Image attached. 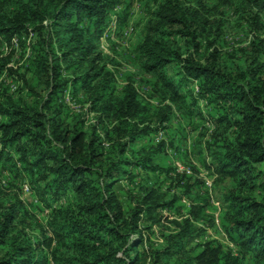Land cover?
Returning <instances> with one entry per match:
<instances>
[{"label":"trees","instance_id":"obj_1","mask_svg":"<svg viewBox=\"0 0 264 264\" xmlns=\"http://www.w3.org/2000/svg\"><path fill=\"white\" fill-rule=\"evenodd\" d=\"M190 1L155 0L135 47L160 99L154 107L131 76L117 91L97 50L109 12L126 0H0V76L10 62L3 45L36 34L27 69L33 83L0 100V168L13 180L26 177L46 207L68 199L33 244L19 231L20 202L0 198V264H264V0ZM227 7L249 13L255 35L232 51L216 45V13ZM189 83L199 98L185 90ZM68 92L78 104L90 101L95 123L70 109ZM167 101L191 119L193 132L205 129L192 154L213 176L218 223L206 213L215 206L205 183L173 167L175 138L157 140L173 118ZM200 101L207 119L194 110ZM153 174L171 182L166 190L137 184ZM121 180L141 195L131 191L122 203L114 192ZM195 221L220 228L230 245L198 243ZM154 227L161 243L151 238Z\"/></svg>","mask_w":264,"mask_h":264},{"label":"rangeland","instance_id":"obj_2","mask_svg":"<svg viewBox=\"0 0 264 264\" xmlns=\"http://www.w3.org/2000/svg\"><path fill=\"white\" fill-rule=\"evenodd\" d=\"M155 0H126L124 4L117 5L112 11L109 12L108 24L105 26L103 34L96 42L97 50L103 54L107 59V67L115 75V81L117 91H120L127 83L128 77L133 78V84L136 87L138 93L142 95L144 100L155 106H159V98L155 97L152 92V79L146 76L139 67L135 59V47L143 37L145 27L152 18V10L155 6ZM187 7H192L195 2L190 0H184ZM221 11L223 13H221ZM215 21L216 25L221 23V35H218L217 48L232 51V49H238L246 46L252 41L254 32L249 26V21L244 19L248 17L249 13L240 12L237 9L223 8L220 12L216 13ZM52 23L45 22V26L48 27ZM214 30H211V41H215L217 37ZM26 37V36H25ZM23 39H15L11 44H4L2 48L3 55L10 59V62L0 76V91L1 101H5L6 97L17 98L23 95L27 90V84L33 83L32 74L28 69L32 56L33 46L36 34L31 30L28 37ZM264 39V35H262ZM264 60V56H263ZM12 69L13 71H9ZM27 82V84H26ZM185 90L191 91L193 97L199 98V90L196 85L188 84ZM153 96V97H152ZM65 103L71 110L76 113H83L89 119L92 124L95 123V114L90 111V101L84 105L76 103L72 100L71 94L68 92L65 98ZM165 104L172 107L173 118L164 126L159 134L157 140H167L168 138H175L177 146L180 147L179 152L175 150L169 151L171 156V162L178 173H185L194 175L195 179L205 183L204 190L212 196V203L215 209L207 210L210 216L215 217L216 223H218V217L221 213V205L217 201L214 189V179L211 172L204 168L201 163L193 156L192 152L195 149V142L198 135L203 134L205 129L202 127L198 132H193L191 119L183 116L179 109L172 105L169 101ZM191 105V103L189 102ZM184 110V108H183ZM198 114H202L206 119L208 118V110L204 101H200L194 109ZM200 119L195 120L194 124L198 123ZM3 121L0 118V122ZM207 126L211 129L212 123L208 122ZM189 152V160L186 159L183 152ZM192 164L196 168L186 165ZM25 179V180H24ZM19 180L14 179L9 172H5L0 168V198L2 201L17 202L22 205V218L19 220V231L22 230L28 234L33 244H37L43 237L41 233V227L48 229V223L52 214L53 208L58 207L61 204H67L68 199L62 200L60 203L54 204L53 207H46L40 200L31 187L30 183L24 177ZM137 184L142 186L156 187L162 185L166 188L171 182H167L165 176H159V174L142 175L136 179ZM133 191L138 195H141L139 187L133 186L128 180L118 181L114 187V192L118 199L122 203L127 202L128 194ZM195 193H198V189H194ZM183 203L187 206L190 205L187 197L183 198ZM30 213L29 216H25V212ZM165 215H168L166 212ZM167 225L166 223H164ZM195 225L198 229L203 231V234L196 239L198 243H205L211 240H219L224 245H230L223 236L221 229L216 227H210L201 221H195ZM155 235L151 238L154 242L161 243L160 229L154 227ZM49 235V233H48Z\"/></svg>","mask_w":264,"mask_h":264}]
</instances>
